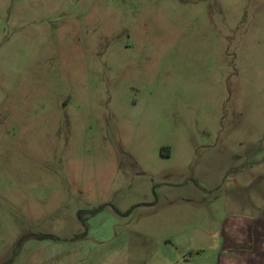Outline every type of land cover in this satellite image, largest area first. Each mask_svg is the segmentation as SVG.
Listing matches in <instances>:
<instances>
[{
    "label": "rangeland",
    "instance_id": "rangeland-1",
    "mask_svg": "<svg viewBox=\"0 0 264 264\" xmlns=\"http://www.w3.org/2000/svg\"><path fill=\"white\" fill-rule=\"evenodd\" d=\"M33 235L114 264L264 237V0H0V264Z\"/></svg>",
    "mask_w": 264,
    "mask_h": 264
},
{
    "label": "crops",
    "instance_id": "crops-1",
    "mask_svg": "<svg viewBox=\"0 0 264 264\" xmlns=\"http://www.w3.org/2000/svg\"><path fill=\"white\" fill-rule=\"evenodd\" d=\"M40 236L33 235L26 239L23 249L14 254L9 264H114L118 258L117 255L112 261L115 255L103 249H96V243L91 241L94 237L90 235L49 238ZM240 244H246L247 249L240 248ZM259 245L264 247V237L250 235L238 241L234 239V245L229 249L230 256H222L225 259L222 264H264V249H260Z\"/></svg>",
    "mask_w": 264,
    "mask_h": 264
},
{
    "label": "trees",
    "instance_id": "trees-1",
    "mask_svg": "<svg viewBox=\"0 0 264 264\" xmlns=\"http://www.w3.org/2000/svg\"><path fill=\"white\" fill-rule=\"evenodd\" d=\"M97 211V209H94V210H91V211H88L89 213H91V214H94L95 212ZM84 214V212H81V214H80V219L82 218V215ZM83 224H85L84 223V221H83ZM40 237H44V238H46V237H54V236H52V235H41ZM10 261L11 260H8L7 262H5V263H3V264H9L10 263Z\"/></svg>",
    "mask_w": 264,
    "mask_h": 264
}]
</instances>
